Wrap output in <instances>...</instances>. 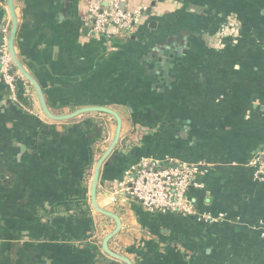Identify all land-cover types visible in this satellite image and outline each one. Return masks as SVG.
<instances>
[{
	"label": "crops",
	"instance_id": "crops-1",
	"mask_svg": "<svg viewBox=\"0 0 264 264\" xmlns=\"http://www.w3.org/2000/svg\"><path fill=\"white\" fill-rule=\"evenodd\" d=\"M88 1L13 0L14 48L54 114L105 106L122 118L97 192L121 219L109 248L132 264H264V181L248 165L264 153V0H122L143 8L141 21L101 36ZM230 18L236 33L219 38ZM172 52L168 83L156 63ZM114 129L97 112L50 120L29 85L12 101L0 81V264H124L102 251L114 223L89 199ZM142 157L211 164L188 189L197 214L111 203L110 185Z\"/></svg>",
	"mask_w": 264,
	"mask_h": 264
},
{
	"label": "built area",
	"instance_id": "built-area-1",
	"mask_svg": "<svg viewBox=\"0 0 264 264\" xmlns=\"http://www.w3.org/2000/svg\"><path fill=\"white\" fill-rule=\"evenodd\" d=\"M122 4V0H109L106 5L100 0L86 3L85 14L93 36L126 33L141 21L143 8H125ZM236 28L230 18L218 37L234 36ZM8 33V25L0 27V81L7 87L9 98L17 101L18 85L25 88L28 84L17 72H9L12 62L7 48ZM260 156L264 159L263 151L254 156L248 165L254 168V176L264 181V161L260 160ZM210 165L172 157H142L129 166L121 181L110 185L111 203L132 199L148 212L195 215L197 210L188 197V189L201 186L197 178L203 176ZM202 218L206 222L218 219L210 214H204Z\"/></svg>",
	"mask_w": 264,
	"mask_h": 264
},
{
	"label": "water",
	"instance_id": "water-1",
	"mask_svg": "<svg viewBox=\"0 0 264 264\" xmlns=\"http://www.w3.org/2000/svg\"><path fill=\"white\" fill-rule=\"evenodd\" d=\"M0 2L1 3L5 2L7 4L8 13L10 16V21H11L8 38H7L8 53L10 55L11 62H12V67L9 72L11 74L17 72L27 82V84L32 88L42 114L48 119L58 121V122L70 120L80 114L92 113V112L106 114L108 116H111L114 119L115 129L112 134V137L109 143L107 144L106 148L100 155V157L95 162L94 167H93L90 186H89V199H90V206L92 210H94L97 214L101 216L110 218L114 223L113 229L110 232H108L102 239V242H101L102 251L112 259L120 261L124 264H132V262L127 257H125L122 254L116 253L115 251L109 248V241L120 232L121 225H122L121 219H120V216L116 214L115 212L107 208L101 207L97 200V192H98V186H99V176H100L101 167L102 165L106 164V161H107L106 159L108 157H111L116 150V147L118 145L119 138L121 135L122 118L115 110L105 107V106L80 107L68 114H62V115L54 114L53 112H51L46 104L43 91L40 85L26 71V69L22 66L21 62L19 61L16 55L14 46H15V39H16L17 30H18V22H17L16 13L14 10L13 0H0ZM173 56H174V52L169 53L167 57L160 59L156 63V68H158V73L160 72V70H162V77L160 80H166L168 83H170L172 81V78H174L171 72V69L173 68V62H174L172 61V59L174 58Z\"/></svg>",
	"mask_w": 264,
	"mask_h": 264
},
{
	"label": "trees",
	"instance_id": "trees-1",
	"mask_svg": "<svg viewBox=\"0 0 264 264\" xmlns=\"http://www.w3.org/2000/svg\"><path fill=\"white\" fill-rule=\"evenodd\" d=\"M17 89H19V85H18V88Z\"/></svg>",
	"mask_w": 264,
	"mask_h": 264
}]
</instances>
